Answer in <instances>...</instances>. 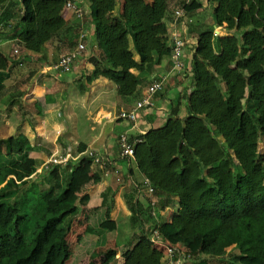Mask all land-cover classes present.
Segmentation results:
<instances>
[{
  "label": "trees",
  "instance_id": "obj_1",
  "mask_svg": "<svg viewBox=\"0 0 264 264\" xmlns=\"http://www.w3.org/2000/svg\"><path fill=\"white\" fill-rule=\"evenodd\" d=\"M89 1L96 8L89 43L95 73L86 79L104 77L119 96L134 95L136 73L171 55L170 0H124L118 15V0ZM209 1L215 25H225L227 34L202 24L200 46L184 66L193 80L187 114L179 115L181 97L172 102L165 123L135 143L133 159L152 184L156 210L177 203L172 219L159 222L164 240L204 257L201 264H264V0ZM64 3L28 0L21 15L20 2L0 0V24L18 18L25 50L40 52L56 40L73 49L84 26L68 25ZM176 6L191 14L199 4ZM25 146V138L0 139V264H65L79 203L90 198L79 189L101 176L91 175L87 155L39 172L41 162L26 156ZM113 195L108 188L103 204L111 199L112 207ZM140 195L134 184L126 195L139 236L122 260L110 251L101 264H163V250L145 228L149 220L157 225L151 198L144 203ZM100 227L114 230L118 223L107 219Z\"/></svg>",
  "mask_w": 264,
  "mask_h": 264
},
{
  "label": "crops",
  "instance_id": "obj_2",
  "mask_svg": "<svg viewBox=\"0 0 264 264\" xmlns=\"http://www.w3.org/2000/svg\"><path fill=\"white\" fill-rule=\"evenodd\" d=\"M15 1L22 5L21 15H26L28 11L25 4L28 0ZM178 1L180 0H170L166 22L169 34L176 30L184 34V64H187L192 52L200 46L199 32L203 29L202 24L213 26L218 35H226L227 30L225 25H215V4L209 0L189 1L188 5L198 2L199 7L191 14L185 9L184 16L176 20L174 10L178 9ZM78 4L86 11L84 19H78L73 12L64 11L63 16L71 27L84 26L81 32L88 35L87 49L75 62L70 73L54 72L47 68L53 58L70 51L71 48H59L56 40L46 44L40 52L25 50L17 41L21 29L18 18L0 24V139L11 136L25 138V155L41 162L39 172L43 169V163L52 156L68 155L72 160H77L86 155L89 149L101 155H109L111 163L107 167L93 164L91 169V175L101 176V181L94 182L91 179L79 189L81 197L87 194L90 196L89 200L79 203L78 217L85 221L80 247L81 251H85L86 243L94 242L97 245L98 239L94 240L92 237L99 233L103 247L108 252L115 251L118 260H122L123 253L133 241L126 243L127 246L121 244L125 247L121 251L117 243L118 237L115 238L118 227L114 230H103L100 223L107 219L117 221L123 214L131 220L126 195L132 184L142 189L140 200L144 203L153 194L143 186L146 178L134 159L121 155L119 137L125 133L132 140L140 139L150 128L162 126L169 116L172 102L179 97L182 102L179 115L184 117L187 114V94L192 91V73L186 72L184 68L181 71L174 70L170 56L166 57L161 64L136 73L139 90L133 102L126 100L131 98L121 99L117 93V85L104 77L88 83L87 76L93 77L95 73V65L90 59L89 43L95 39L91 18L96 14V8L89 0H78ZM123 6L124 0H118L116 15ZM76 38L79 43L80 37ZM10 66L12 69L8 70L7 67ZM154 79L164 80V89L156 95L157 106L139 111L135 122L120 119V111L132 109ZM79 112L83 114L81 120L78 119ZM96 118L101 120L93 127ZM94 132L97 134H93ZM108 188L114 191L112 207L108 205L111 199L107 205L103 204V193ZM176 204L175 202L157 210L158 219L164 217V221H170L177 208ZM168 210H172L169 215L166 213ZM130 225L132 236L136 239L140 230L133 227L132 222ZM96 226H99V232H96ZM202 260L204 257L186 254L183 264H201ZM207 262L218 263L216 259Z\"/></svg>",
  "mask_w": 264,
  "mask_h": 264
},
{
  "label": "built area",
  "instance_id": "obj_3",
  "mask_svg": "<svg viewBox=\"0 0 264 264\" xmlns=\"http://www.w3.org/2000/svg\"><path fill=\"white\" fill-rule=\"evenodd\" d=\"M193 0H187V3ZM185 8H178L175 10V17L176 20H179L181 17L184 16ZM64 11L65 12H73L74 15L78 19L85 18V12L78 4V0H65L64 3ZM218 35V33H215ZM87 33L81 32L79 37V43L76 47L71 49L68 52L61 53L58 57L53 58L50 65H48L49 70L59 73H70L73 71V66L75 62L80 58L83 52L87 49L86 39ZM170 46H171V63L173 69L176 71H181L184 68V54L186 48V42L184 34L180 31H172L170 33ZM18 52V50H15ZM164 89V80L163 79H154L150 82L143 96L138 99L135 103V106L130 110H121L118 117L125 121L135 122L138 117V112L141 110L146 109H153L157 106L156 103V95ZM100 118L95 119V124L93 127L96 126L97 123L100 122ZM140 139H131L127 134H121L119 137V145L121 149V155L127 158H133L135 153V143ZM86 155L89 156L93 164H100L103 167H107L111 163V159L109 155H101L98 154L95 150L89 149L86 152ZM71 158L68 155H58L52 156L47 161H45L42 165L44 169H48L55 164H66ZM145 185L149 188L148 191L150 194H153V187L151 182L146 179ZM153 209L152 215L155 218L157 225L153 229H149L148 223L145 225V228L148 232H150L151 241L161 250H163L164 258L163 264H183L186 253L177 245L171 244L164 240L163 236L159 230V222L157 210L155 208L156 202L154 199L151 198L150 201Z\"/></svg>",
  "mask_w": 264,
  "mask_h": 264
},
{
  "label": "rangeland",
  "instance_id": "obj_4",
  "mask_svg": "<svg viewBox=\"0 0 264 264\" xmlns=\"http://www.w3.org/2000/svg\"><path fill=\"white\" fill-rule=\"evenodd\" d=\"M136 94L131 95V96H121L120 98L126 99V98H131V99H126L127 101L133 102V99L135 98ZM83 114L78 113V119H82ZM97 134V132L93 133ZM145 188L149 189L145 184H143ZM142 190V189H141ZM172 210H168L166 213L169 215V213ZM123 214V213H121ZM160 219V218H159ZM162 221L165 220L163 217L160 219ZM118 221V228L115 231V238L117 239L118 246H120V250H124L125 247H123L121 244H126V243H131L132 241L135 240L134 236H132V226L130 225V217L127 215H121L120 218L117 220ZM148 223L149 229H153L155 227V224L152 222V220H149ZM99 226L95 227L96 232H99L97 229ZM85 229V221L77 216L76 219L73 220L72 226H71V231L68 236V259L65 264H101L103 261L107 259V252L108 250L106 247H103V240L100 239L99 233H97V236H93L92 238L94 240L98 239V244L96 245L94 242L86 243V249L85 251H81V241L83 240V232ZM136 229H140L137 227ZM91 233V232H88ZM92 234V233H91ZM114 234V232L112 233ZM100 239V240H99ZM96 246V247H95ZM127 246V244L125 245ZM107 250V251H106Z\"/></svg>",
  "mask_w": 264,
  "mask_h": 264
}]
</instances>
